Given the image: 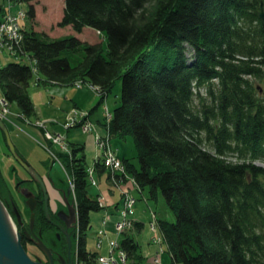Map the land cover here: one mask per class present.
<instances>
[{"label": "trees", "instance_id": "1", "mask_svg": "<svg viewBox=\"0 0 264 264\" xmlns=\"http://www.w3.org/2000/svg\"><path fill=\"white\" fill-rule=\"evenodd\" d=\"M10 1L29 4L35 19L39 0ZM262 3L65 0L58 27L92 28L105 35L107 47L23 29L14 58L29 63L0 68L3 100L30 120L36 116L33 84L83 80L103 101L122 80L110 135L134 137L140 168L124 159L128 173L152 199L162 194L175 216L174 222L158 220L171 264H264V168L257 165L264 158ZM80 52L72 65L71 55ZM71 146L73 155L64 158L77 195V258L92 264L98 254L87 248L85 233L101 205L88 193L84 146ZM94 169L106 172L101 160ZM132 230L120 247L131 264H145Z\"/></svg>", "mask_w": 264, "mask_h": 264}, {"label": "rangeland", "instance_id": "2", "mask_svg": "<svg viewBox=\"0 0 264 264\" xmlns=\"http://www.w3.org/2000/svg\"><path fill=\"white\" fill-rule=\"evenodd\" d=\"M34 4L36 8V17L32 20L29 15V4L20 2L15 3L10 0H0V21L9 9L12 8L14 14L19 15L21 12H25L27 14L25 19L20 20V25L25 30H30L33 27L37 30V32L45 33L51 38L74 36L84 42H104L105 47H107L105 35L92 28H85L82 33H78L71 27H58V23L62 20L64 15L65 0H39ZM82 57V52L77 55H71V64L76 65ZM17 60L23 64L29 63L28 58L24 57L22 60L16 59L10 51L0 48V68L9 63L16 62ZM45 87L46 86H44V88ZM67 87H75L73 90L79 108H75L72 111L78 109L87 114L88 117H82L81 112L80 118L82 119L80 123H78L77 126L66 129L65 124L67 123V117L72 111L69 112L66 115V121L63 124L64 131L58 134L52 133L50 129L48 130L49 123L43 119H38L34 116L30 120H23L17 105L8 106L4 102L0 87V95H2V99L0 100V114H3L5 117L2 120L6 126L7 121L15 123L14 125H16L18 129L13 133H10L12 142L14 143L20 156H22L24 160L41 176L46 187V194L48 195V209L50 207L49 210L51 212L60 211L69 216L70 209L76 207L77 195L75 192L73 172L67 166L68 164H66V158H64V156L73 155V145L71 146V143H86L85 159L88 167L87 173L89 179L87 189L90 196L99 198V203L101 205V210L91 212V227L85 233L87 248L89 251L96 252L97 254H106L108 251L109 254L103 257H111V259L119 264H131L130 261H128V258L125 260L123 255H121V248H111L112 239L122 241L124 236L118 237L115 232L113 234H107L104 230V226H106L109 220V216L105 215L108 208H111L115 212H113L114 215L112 217L116 216L118 221L121 219V211L118 210V206L113 205V207H111V205L109 207V201L116 204L119 202L120 204V200L124 203L127 198H133L136 200V205L134 207V215L131 216V218L134 220L139 215L141 216V219L139 218L140 221L145 224L143 230H138L137 227L134 228L133 226V230L130 233L141 245L142 253L146 257L145 264H151L150 260L152 257L155 258L158 254L157 252L162 249L161 244H157L155 241V238H157V240L161 238V233L158 228V220H160V217L169 222L176 220L165 197L160 194L158 199L154 200L151 197L149 188H146L144 191H140L138 188L133 189L132 185L134 184L128 178H124L125 180L123 181L125 182L117 181L118 185H116L113 182L115 178H113L108 168L105 167L106 172L103 174H99L94 169L95 152L96 148H99V138H101V140L109 139L108 141H111V146L117 151V155L122 160L123 158H126L136 167L140 168L139 155L134 137L130 136L126 139L119 137L114 138L110 135L109 131V124L113 118V113L120 105L123 81H117L113 91L103 101H101L96 89L83 80H79L73 85ZM30 95L35 100L36 104L39 106L43 105V100L39 95V91L34 92L33 88H30ZM41 124H44L47 133L50 132L52 136H55L54 139L60 138L59 143H55L47 137V133ZM57 124L58 122L56 125ZM86 125L91 126V131H86L84 129V126ZM69 130L70 132H68ZM2 136L1 144L5 155L2 153L0 155V168L2 173L0 181V198L8 209L18 231L22 232L21 229L24 227L29 230L28 226L29 222L31 224L32 216V211L27 203L28 198L24 192L26 189L32 193H34V191L31 188H25L27 185L21 184L19 178H25V172L27 171L10 153L9 146L3 132ZM107 145L108 142L104 141V148L99 149L104 153L105 149H107ZM107 151L108 149L106 152ZM257 165L264 168V158L258 161ZM90 170H94V172H89ZM129 176L131 177L132 175L129 174ZM129 186H131V188ZM39 192L41 198H44L45 192H43L40 183ZM19 219L22 224L19 223ZM76 223L77 226L75 233L72 236L73 238L70 239L72 241V263L83 264L79 263L77 258L79 250L78 244L81 235L78 228V221ZM45 227L46 230H43V227L40 229L47 231L44 240L48 244V247H53L57 251L63 253V245L56 238L57 230L47 225H45ZM100 232H103L102 235ZM45 242L44 244H46ZM24 246L28 255L33 260L47 263L45 262V256L39 248L37 249L31 244ZM157 247H159V251H157ZM164 248L167 251L166 245H164ZM100 257L102 256L97 255L92 264H103L100 261ZM163 258L164 264H168V262L170 264L171 256L168 251L162 256L161 264H163ZM153 264L156 263L153 261Z\"/></svg>", "mask_w": 264, "mask_h": 264}, {"label": "built area", "instance_id": "3", "mask_svg": "<svg viewBox=\"0 0 264 264\" xmlns=\"http://www.w3.org/2000/svg\"><path fill=\"white\" fill-rule=\"evenodd\" d=\"M27 17V14L25 12H21L19 15L13 14L11 12L6 13L3 18L0 21V48L5 49L7 51H10L11 54L15 55L17 52V46L19 43L22 41L24 33L23 30H21L20 26V19H25ZM82 112V113H81ZM80 113L82 117L87 118L88 115L85 114L83 111L80 110H74L72 111L69 116L67 117V123L65 124L66 129H70L74 126H77L78 123H80L81 119L80 118ZM4 115L0 114V119H4ZM42 127H44V124H41ZM84 129L86 131H91V126L86 125L84 126ZM47 137L50 140H53L55 143H59L60 138H55V136H52L50 133H47ZM110 138V137H109ZM103 140V141H102ZM99 138V148H104V141L108 142L107 149L108 151L106 152L107 149H105L102 158H103V164L110 170L111 175L115 180L113 181L114 184L118 185L117 183V178L121 179V182L125 180L124 178H128L132 181L134 185H132L133 189L138 188L139 186L134 179L133 176H129V173L127 171V168L124 164V161L117 155V151L113 149L111 146V141H108L109 139H102ZM89 172H94V170H90ZM89 180V179H88ZM125 182V181H123ZM128 182V180H127ZM95 184V183H94ZM136 200L133 198L129 199L127 198L124 203L123 207L121 209V219L115 224V234L120 237L123 236V234L127 231L133 228L134 226V220L131 218V216L134 215L135 212V203ZM103 232H100L102 235ZM155 241L157 244H161L162 249L158 252L156 257L154 258V262L156 264H161V259L164 253L166 252L164 245L165 242L163 240V237L161 235V238L157 240L155 238ZM121 248L120 247V240L114 239L111 240V248ZM121 255H123V258L126 260L127 259V254L121 250ZM100 261L103 264H119L116 263L111 257L105 258V257H100Z\"/></svg>", "mask_w": 264, "mask_h": 264}, {"label": "water", "instance_id": "4", "mask_svg": "<svg viewBox=\"0 0 264 264\" xmlns=\"http://www.w3.org/2000/svg\"><path fill=\"white\" fill-rule=\"evenodd\" d=\"M259 17L264 23L263 3L261 6V10L259 12ZM259 88L261 90L260 86ZM0 130L5 134L7 144L9 146V150L12 156L36 181H38L41 184L42 190L43 192H45L44 193L45 211L48 214V201H47L48 195L46 194V187L44 185L41 176L24 160L22 156H20L14 143L12 142L9 129L1 119H0ZM24 193H26V197L28 198L27 203L28 206L30 207V210L32 211L31 229L33 230V223L35 216L34 211L37 207V200L32 192L26 191ZM70 216L74 218V222L76 223L77 222L76 207L70 209ZM19 223L22 224L20 219H19ZM22 240H23L22 233L18 231L16 224L14 223L8 209L6 208L5 204L0 198V264H46L40 261L33 260L28 255ZM68 240L70 245V238H68ZM35 243L37 247L50 258V264H54L52 259V253L50 249L46 246V244H44V242L40 238H37ZM67 264H73V263L68 262Z\"/></svg>", "mask_w": 264, "mask_h": 264}, {"label": "crops", "instance_id": "5", "mask_svg": "<svg viewBox=\"0 0 264 264\" xmlns=\"http://www.w3.org/2000/svg\"><path fill=\"white\" fill-rule=\"evenodd\" d=\"M3 16V15H2ZM35 31H37L34 28ZM31 88H33V91H39V95L43 100V105L39 106L38 104L35 103V100L32 98L35 108H36V116L35 118H40L45 120L46 122H48V130L50 129V131L52 133L58 134L64 131L63 129V124L66 121V115L71 112L73 109L75 108H79L78 104L76 102V96L74 95V88L75 87H67V86H62V85H57V84H52L49 86L44 87H38L37 85L33 84L31 86ZM2 99V95H0V100ZM43 107V108H42ZM45 111V112H44ZM44 112V113H43ZM15 121V120H14ZM58 122V124L56 125V123ZM7 126L8 129L10 131V133H13L14 131L18 130L16 125H14L15 123L11 122V121H7ZM70 132V130L68 131ZM2 132L0 131V155L1 153L4 154L3 151V147L1 144V140H2ZM74 144H81L82 146H84L85 151V157H86V143H80V142H76ZM99 148H96V154H95V161H94V165L95 163L100 159L101 155H102V151ZM5 155V154H4ZM126 158H123V160ZM131 188V186H129ZM120 204L118 202V204L113 203L112 201L108 202L109 207H113V205L118 206V210L121 211L122 207H123V202L120 200ZM117 208V207H116ZM114 211L111 208H108L106 210V216H109V220L106 224V226H104V230L105 232L108 233H114L115 232V224L118 222V219H116V216L112 217L114 215L113 213ZM141 216H137L136 219H134V222H136L137 224H141V230H143L144 228V224L142 221H140ZM161 220H166V219H162L160 217ZM174 222V221H172ZM138 229V228H137ZM139 230V229H138ZM114 240V239H112ZM153 243V242H152ZM154 245V244H152ZM156 247V246H155ZM157 251H159V247H157ZM152 251H153V246H152ZM158 253V252H157ZM108 251L106 252V254H98L101 256H106L108 255ZM151 264H153L154 258L152 257V259L150 260ZM163 264H164V258H163ZM169 264V262H168ZM171 264V261H170Z\"/></svg>", "mask_w": 264, "mask_h": 264}, {"label": "flooded vegetation", "instance_id": "6", "mask_svg": "<svg viewBox=\"0 0 264 264\" xmlns=\"http://www.w3.org/2000/svg\"><path fill=\"white\" fill-rule=\"evenodd\" d=\"M26 176L25 178H19L21 184L27 185L25 188H31L34 191L35 198L37 200V207L34 211V223H33V230L31 229V224L29 222V230L24 227L21 229L22 237L23 240L22 242L25 245L31 244L35 246L37 249L36 245V240L37 238H40L43 242H45L44 237L47 231L45 225L53 227V229L57 230L56 231V238L62 243L63 245V253L60 251H57L53 247H48V244L46 243L47 247L50 249L52 253V259L54 264H67L68 262H72V241L70 240V245H69V240L68 238L72 239L75 229L77 226V223L74 222V218L71 216L67 215L64 212H51L48 209V214L45 211V203H44V198H41L40 192H39V182L36 181L28 172H25ZM26 191H29L26 189ZM25 191V192H26ZM49 204V203H48ZM43 209L45 219L42 220V213L40 210ZM32 215V212H31ZM54 217V218H53ZM30 220V219H29ZM42 221V222H41ZM26 226V225H25ZM44 228L43 230L40 228ZM67 233H66V232ZM40 250V249H39ZM41 251V250H40ZM43 255L45 256V259L47 262L46 264H50V258L43 252ZM62 257V258H61Z\"/></svg>", "mask_w": 264, "mask_h": 264}, {"label": "bare ground", "instance_id": "7", "mask_svg": "<svg viewBox=\"0 0 264 264\" xmlns=\"http://www.w3.org/2000/svg\"><path fill=\"white\" fill-rule=\"evenodd\" d=\"M9 12H11V13H13L14 14V12H13V10H12V8L11 9H9V11L7 12V13H9ZM21 20V19H20ZM20 22V21H19ZM21 26V25H20ZM21 30H23V27L21 26ZM23 33H24V31H23ZM3 50H5V49H3ZM5 102V101H4ZM6 103V102H5ZM7 104V103H6ZM8 105V104H7ZM8 106H11V105H8ZM3 121V120H2ZM44 130H45V132L47 133V131H46V129H45V126H44ZM48 133H50V132H48ZM103 153V152H102ZM99 160H101V161H103V158H102V156L100 157V159ZM103 163V162H102ZM106 167V166H105ZM89 181V180H88Z\"/></svg>", "mask_w": 264, "mask_h": 264}]
</instances>
